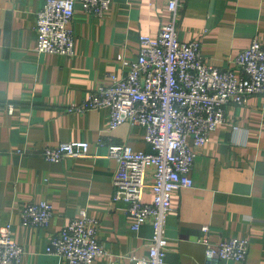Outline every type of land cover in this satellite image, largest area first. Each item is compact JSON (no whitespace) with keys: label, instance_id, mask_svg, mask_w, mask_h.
<instances>
[{"label":"crops","instance_id":"0c3cea01","mask_svg":"<svg viewBox=\"0 0 264 264\" xmlns=\"http://www.w3.org/2000/svg\"><path fill=\"white\" fill-rule=\"evenodd\" d=\"M44 3L0 0V227L11 224L24 249L22 264H66L47 248L54 234L85 211L101 222L98 239L110 252L92 264H135L129 258L147 255L153 227L147 223L133 232L126 205L113 201L117 162L108 157V147L128 144L135 152H151L144 129L123 124L110 130L108 110L76 107L96 86H110L112 75H125L128 68L119 58L136 60L140 36L157 38L174 16L163 1L113 0L111 10L96 18L79 2L72 22L75 55L67 57L37 52L35 20ZM176 30L181 42L200 40L209 65L234 68L253 40L264 44V0H184ZM7 103L15 104L14 114L1 107ZM226 117L205 146L195 148L189 138L197 153L194 186L173 196L165 264H206V247L198 241L203 226L214 244L248 239L246 264H264V97L228 106ZM72 141L88 142L89 155L57 163L41 155L47 146ZM152 183L149 168L147 203ZM43 201L53 206L49 226H23L21 208Z\"/></svg>","mask_w":264,"mask_h":264},{"label":"built area","instance_id":"2783aa9c","mask_svg":"<svg viewBox=\"0 0 264 264\" xmlns=\"http://www.w3.org/2000/svg\"><path fill=\"white\" fill-rule=\"evenodd\" d=\"M166 2L173 20L162 26L159 36H140V51L134 61L119 58L128 68L123 76L112 75L110 86H96L76 111L108 110L110 130L123 124L144 129L151 152H135L128 144L108 147V157L117 162L113 177L114 202H123L133 221L135 233L151 223L153 235L147 255L130 257L135 264H165L168 251L166 223L173 208L174 194L192 188V171L197 158L189 145L205 146L211 132L227 121V107L245 106L250 97H264V44L253 40L236 57L235 67L220 70L207 63L200 40L181 42L176 24L177 12L184 0ZM85 11L103 18L113 0H45L36 14L39 54L75 55V32L72 22L77 3ZM14 114L16 106H3ZM102 144V143H101ZM90 144L85 141L62 142L41 150L42 157L57 163L67 157L86 158ZM153 169L152 202L144 201L146 176ZM21 224L46 228L51 223L53 206L46 202L29 203L20 212ZM101 222L81 212L54 234L47 248L49 254L61 257L66 264H92L97 258L110 255L107 245L98 239ZM198 241L206 247V264L236 261L246 264L250 251L248 239L232 238L214 244L210 228L203 226ZM23 247L12 235V226L0 227V264H22Z\"/></svg>","mask_w":264,"mask_h":264}]
</instances>
